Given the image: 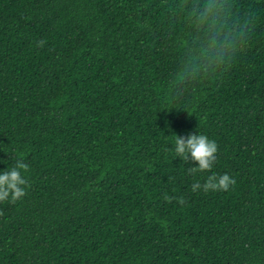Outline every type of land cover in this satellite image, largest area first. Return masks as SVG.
Wrapping results in <instances>:
<instances>
[{
    "label": "trees",
    "instance_id": "obj_1",
    "mask_svg": "<svg viewBox=\"0 0 264 264\" xmlns=\"http://www.w3.org/2000/svg\"><path fill=\"white\" fill-rule=\"evenodd\" d=\"M195 132L210 171L169 150ZM17 159L0 264H264V0H0V170Z\"/></svg>",
    "mask_w": 264,
    "mask_h": 264
},
{
    "label": "clouds",
    "instance_id": "obj_2",
    "mask_svg": "<svg viewBox=\"0 0 264 264\" xmlns=\"http://www.w3.org/2000/svg\"><path fill=\"white\" fill-rule=\"evenodd\" d=\"M42 43V42H41ZM172 147L169 150L175 157L187 162L191 160L194 166L189 167L190 173H202L210 171L213 161L218 152V145L215 139H211L202 133H190L187 138L174 135ZM29 165L22 159H17L14 166L0 170V203H16L21 200L28 188ZM236 182V176L229 171L212 173L208 175L203 184L197 182L191 186L196 192L202 190L229 189ZM165 199H170L165 197Z\"/></svg>",
    "mask_w": 264,
    "mask_h": 264
}]
</instances>
